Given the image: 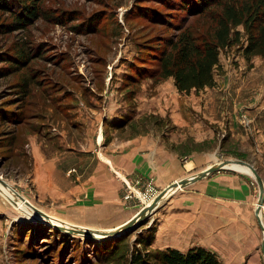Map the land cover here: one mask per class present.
Returning a JSON list of instances; mask_svg holds the SVG:
<instances>
[{"label": "rangeland", "instance_id": "374dc122", "mask_svg": "<svg viewBox=\"0 0 264 264\" xmlns=\"http://www.w3.org/2000/svg\"><path fill=\"white\" fill-rule=\"evenodd\" d=\"M183 3L182 0H35L41 15L56 16L59 20H46L39 16L30 18L21 26L14 25L16 8L0 5V176L22 195L21 198L0 183V264H130L131 257L138 253L147 255L149 264H162L154 254L171 247L166 245L169 236L165 231L162 235L156 232L162 229L160 226L157 228L164 214L161 208L156 214L153 210L149 212L144 222L108 238L69 233L43 219L22 214L27 200L42 210L47 220L55 219L62 226L113 229L167 187L154 181L152 176H120L118 198L108 202V210L111 209L99 212V216L70 212L64 208L67 204L37 196L29 173L30 161L19 160L20 150L16 147L22 144L20 136L23 130H38L45 136H55L54 145L59 153L82 146V140L85 141L83 133L87 127L93 133L96 131L101 113H94V117L88 109L77 106L81 98L95 108L107 106V117L103 118L106 122V125L103 123L104 141L98 138L99 126L95 138L98 145L122 136L121 130L117 132L113 128L118 129L124 124L137 131L150 124L161 135L177 134V139L173 138L171 143L175 159L172 176L175 180L170 183L177 182L214 156L222 158L219 161L247 159L264 176L261 163L264 161V149L260 139L255 145L249 116L243 107L237 110V116L245 129V138L232 132L228 117L224 116L219 121L209 122L214 132L213 139L196 144L195 131H182L180 124L169 119L172 107L163 105L166 101L168 104L171 102L173 114H180L185 94L189 95L186 100L190 105L189 113H201L205 102L210 99L216 100L219 106L221 102L227 104V100L264 98V56L253 54L249 59L243 56L241 45L245 42V34L241 25L234 27L240 31L238 42L223 47L219 52L213 88H192L189 93L179 91L172 76H160L158 58L162 50L168 48L166 40L174 39L185 24L202 31L210 22L199 16L198 11L186 10L181 6ZM211 8L217 10L215 6ZM20 50H29L32 59L25 64H17L15 55L21 54ZM24 77H36L35 83L47 87V93L42 96V87L33 84L29 95L22 98L16 84ZM258 83H262L263 88ZM180 92L182 95H178ZM64 95L70 96L61 108L67 112L62 113L63 110L60 113L53 109L47 98L54 101V97H58L60 100ZM103 95H109L108 100L105 98L103 101ZM118 105L123 111L118 109ZM160 105L162 110L157 108ZM3 107L16 112L18 118L23 113L29 122L16 124L9 117L16 115H9ZM120 112L122 118L116 116ZM137 113L141 116L130 123L129 120ZM76 114L84 119L89 117V120L76 118ZM78 123L83 128L78 127ZM182 133L188 134L189 138L181 140ZM13 134L16 140L11 146ZM202 145L204 149L215 147V150L200 155L206 159L202 165H197L192 152ZM223 167L251 176L249 169L242 165L228 162ZM250 178L255 188L257 183L252 176ZM167 196L165 194L164 198ZM17 197L20 199H17L18 206L14 201ZM168 234H171L170 230ZM259 235L263 236V232L260 231ZM161 237L164 238L162 242Z\"/></svg>", "mask_w": 264, "mask_h": 264}, {"label": "crops", "instance_id": "0c3cea01", "mask_svg": "<svg viewBox=\"0 0 264 264\" xmlns=\"http://www.w3.org/2000/svg\"><path fill=\"white\" fill-rule=\"evenodd\" d=\"M261 84L258 83V86ZM213 86L214 84L204 86L203 89L213 88ZM178 95H182V92ZM185 96L180 104V114H173L174 106L171 102L168 104L166 101L163 106L172 107V113L168 115L169 119L180 124L182 131L196 132V144L213 139L214 132L209 122L210 120L219 121L224 116L228 117L232 132L245 138L243 135L245 129L237 116V110L243 107L249 116L255 145L260 139L264 149V98L260 96L254 101L227 100V104L221 102L219 106L216 100L209 98L210 101L205 102L201 113H189L190 105L186 102L189 95L185 94ZM105 98L108 100L109 95L102 96L103 101ZM78 105L82 109H88L90 115L101 113L98 121L100 132L104 136L103 126L106 122H103V118L107 117L105 115L106 104L102 109L95 108L93 105L86 104L81 98ZM117 107L123 111L119 105ZM157 108L162 110L161 105ZM49 110L52 112L51 109ZM77 115L76 118H82L83 121L89 120V117L84 119ZM116 116L122 118L123 114L121 115L120 112ZM140 116V113L133 115L129 122H135ZM78 127L83 128L79 123ZM98 127L94 133L87 127L83 133L84 147L82 145L74 150H66L65 153L58 152V148L54 145L55 136H45L38 130H23L22 144L16 149L20 150L19 160L24 162L29 159L30 161L29 173L38 197L41 199L49 197L59 204L60 202L67 204L64 208L69 209L70 212L99 216L101 215L99 212L105 209L108 212L111 209L108 210V202L118 198L121 186L120 176L130 177L136 174L152 176L154 181L164 183L165 186L175 180L172 176V165L175 159L171 143L173 138L177 139V134H170L168 137L167 134L161 135L156 127L150 124L139 131L124 124L118 129L113 128L117 132L121 130L122 136L98 145L95 139ZM53 130H56L54 126ZM188 138V134L180 135L181 140ZM77 141L80 144V141ZM204 147L203 145L202 148L198 146L199 149L192 152L195 153L193 157L197 165H202L206 159L205 156L201 158L200 155L215 150V147L212 150L204 149ZM196 154H198L197 157H195ZM199 157L201 159L197 160ZM218 159L222 158L214 156L212 159H207L204 165L190 170V173L187 172L189 174L184 177L188 178L213 166L220 162ZM226 159L230 160V158ZM244 161L250 163L247 159ZM261 163L264 165V161ZM234 170L230 167L213 170L194 180L187 181L179 190L175 188L160 201L153 211L155 214L160 208L164 211L159 219L160 224L157 225V228L160 226L162 229L156 228V232L157 235H162L164 230L169 236L166 245L178 250L202 246L214 252L223 264H264L263 236L259 235L263 230L255 213V201L259 195V188L257 184L255 188L251 185L249 174L240 175ZM261 178L264 185V176ZM258 215L264 226V201ZM169 230L171 234H168ZM163 240L164 238L161 237V242Z\"/></svg>", "mask_w": 264, "mask_h": 264}, {"label": "trees", "instance_id": "16d2710c", "mask_svg": "<svg viewBox=\"0 0 264 264\" xmlns=\"http://www.w3.org/2000/svg\"><path fill=\"white\" fill-rule=\"evenodd\" d=\"M182 2L184 3L181 6H184L186 10L198 11L199 16L209 19L210 22L206 23L202 31L193 25L185 24L174 39L166 40L168 48H164L158 58L159 74L162 77L172 76L179 91L188 92L192 88L200 89L214 84V67L218 63L220 50L238 42L240 38V31L234 29L236 25H241L245 34V42L241 45L243 56L246 59L253 54L264 56V0H182ZM173 3L178 4L176 1ZM0 5L16 8L14 25L17 26L23 25L30 18L43 16L35 5V0H0ZM213 6L217 10L212 9ZM43 18L59 20V17L46 14ZM29 50L28 52L20 50L22 53L15 55L17 64H25L32 59ZM35 78L24 77L17 82V90L22 94V98L29 95L31 85H40L35 83L37 82ZM46 88L42 87V96L47 93ZM65 96L60 100L54 97V101L47 98V101L56 111L61 113L65 110L62 113H66V109L61 110V108L66 105L65 99L70 96ZM3 108L10 113L9 115H16V112L8 107ZM17 112H20L19 109ZM21 115L19 118L17 115L9 117L18 125L29 122L24 118L23 113ZM15 140L16 137L13 134L10 138L11 146ZM154 255L162 264H223L213 252L202 246L190 247L184 252L167 247L158 250ZM148 260L147 255L141 256L138 253L131 257L130 264H149Z\"/></svg>", "mask_w": 264, "mask_h": 264}, {"label": "water", "instance_id": "95a60500", "mask_svg": "<svg viewBox=\"0 0 264 264\" xmlns=\"http://www.w3.org/2000/svg\"><path fill=\"white\" fill-rule=\"evenodd\" d=\"M228 161H230V160H225V162H228ZM234 161L246 165L250 169V171L252 173L251 176L254 178V180L256 181V183L258 185V188H259L258 207H256L255 213H256V217L259 220L258 213L260 211L261 203H262V201L264 199V190H263L262 178L259 175V173L257 172V170L250 163H248L247 161H244V160H241V159L234 160ZM225 162L224 161H220L219 163H216L213 166L207 167L206 169H204V170H202V171H200L198 173H195V174L191 175L188 178L187 177H183V178H180L177 182L175 181V182L170 183L167 186V188L163 189L158 195H156L154 197L152 203L149 206L141 208L129 220H127L126 222H124V223L118 225L117 227L111 229L110 231H106L104 229H101V230H99V229H90L89 227H86V226L69 228V227H62V226L58 225L57 223H53V224L51 223V224L53 226H55V227H58V228H60V229H62L64 231H66V232H69V233H75L76 232V233L84 235V236H92V237H97V238H108V237H112V236H115V235H119L121 232L126 231V230L132 228L133 226L138 225L140 222L141 223L144 222V220H145L144 217L149 212H151L160 203V198L162 196H164V194L166 192H167L166 195H169L176 188L177 184L183 185L187 181L194 180V179H196L198 177H201V176L205 175L206 173H209V172H211L213 170L220 169V168L223 167ZM0 180H2V179L0 178ZM25 202L28 203L27 200H25ZM28 204L35 211L42 213L45 217L47 216L42 211H40V209H38L35 205H32L30 203H28ZM259 223H260V220H259ZM262 250H263V253H264V234H263V238H262Z\"/></svg>", "mask_w": 264, "mask_h": 264}, {"label": "bare ground", "instance_id": "6f19581e", "mask_svg": "<svg viewBox=\"0 0 264 264\" xmlns=\"http://www.w3.org/2000/svg\"><path fill=\"white\" fill-rule=\"evenodd\" d=\"M98 138L99 139H103V136H102V134H101V132H99V135H98ZM225 162V161H224ZM228 162H230V163H234V164H238V165H242L243 167H246L247 169H249L246 165H244V164H241V163H238V162H235L234 160H231L230 159V161H228ZM228 162H225L224 163V165L226 164V163H228ZM219 163V162H218ZM215 165V164H214ZM223 168V167H222ZM221 169V168H220ZM218 170V169H217ZM214 171H216V170H214ZM249 171H250V169H249ZM251 172V171H250ZM252 174V173H251ZM0 178L2 179V180H0V183L3 185V186H5V188L7 189V190H10V189H12V191L14 192V193H16V194H18L20 197L22 196V195H20L19 193H18V191L17 190H15V188L14 187H12L7 181H5L1 176H0ZM181 185H179V184H177V186H176V188L177 187H180ZM1 187V186H0ZM2 188V187H1ZM165 188H167V187H165ZM164 188V189H165ZM263 190H264V185H263ZM161 192V191H160ZM159 192V193H160ZM158 193V194H159ZM167 193V192H166ZM165 193V194H166ZM8 194V193H7ZM157 194V195H158ZM165 194H164V196H165ZM164 196H162L161 198H160V201L161 200H163L164 199ZM22 198V197H21ZM17 199L18 200H20L19 199V197H17V198H15L14 199V201H15V204H16V206H18L19 204L17 203ZM152 201H153V199H152ZM152 201L149 203V204H147V205H145L144 207H147V206H149L151 203H152ZM263 201H264V199H263ZM262 201V202H263ZM28 203H30V202H28ZM28 203H26L27 205H23V206H25L24 208H23V210H24V212H22V214L23 215H25V217H34V218H40V219H43V221H45V222H47V223H57L58 225H60V226H62L61 224H60V222L59 221H57V220H55V219H51L50 221L49 220H47L46 219V217L42 214V213H40V212H37V211H35ZM30 204H32V203H30ZM33 205V204H32ZM261 205H262V203H261ZM22 206V205H21ZM261 207V206H260ZM39 209V208H38ZM40 211H42V210H40ZM259 214V213H258ZM135 215V214H134ZM133 215V216H134ZM258 217H259V215H258ZM130 219V218H129ZM128 219V220H129ZM259 220H260V224H261V229L263 230V232H264V226H263V224H262V222H261V219H260V217H259ZM126 222V221H125ZM84 226V225H83ZM62 227H65V226H62ZM91 229V228H90ZM111 229H106V231H110ZM76 233V232H75Z\"/></svg>", "mask_w": 264, "mask_h": 264}, {"label": "built area", "instance_id": "2783aa9c", "mask_svg": "<svg viewBox=\"0 0 264 264\" xmlns=\"http://www.w3.org/2000/svg\"><path fill=\"white\" fill-rule=\"evenodd\" d=\"M72 170H73V169H72ZM256 207H258V198H257V201H256ZM256 207H255V208H256Z\"/></svg>", "mask_w": 264, "mask_h": 264}]
</instances>
